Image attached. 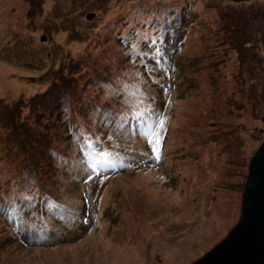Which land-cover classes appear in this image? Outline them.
Listing matches in <instances>:
<instances>
[{
  "label": "rangeland",
  "instance_id": "rangeland-1",
  "mask_svg": "<svg viewBox=\"0 0 264 264\" xmlns=\"http://www.w3.org/2000/svg\"><path fill=\"white\" fill-rule=\"evenodd\" d=\"M38 1L34 6L27 0H0V96L30 94L32 77V86L39 84L36 89L44 90L70 70L68 76L75 75L79 85L73 102L86 90L80 83L92 78L86 72L97 65L93 58L104 54L99 69L121 80L117 92L104 96L112 97L111 102L120 92V107L125 101L123 108L131 113L143 97L145 103L158 95L156 115L170 127V151L155 176L138 169L111 180L105 173L89 175L92 170L82 164L77 178L84 147L73 144V133L63 141L68 162L57 163V178L51 186L44 185L48 201L40 205L53 215L45 218L44 227L53 232L45 238L55 243L43 248L30 246L27 237L22 240L39 199L29 200L30 206L16 217L0 210V264H193L238 223L250 162L264 142V0ZM93 4L95 9L86 11L85 6ZM26 10L32 20L25 21ZM172 12L187 18V25L179 29L177 51L166 55L170 63L177 60V81L175 87L159 86L156 93L155 88L148 90L150 82L156 83L163 73L143 57L150 49L159 54L161 43L153 44L169 33L165 21ZM255 15L260 24L254 28L247 17ZM102 31L107 34L102 36ZM85 44L89 47L83 51ZM24 59L29 63L20 61ZM160 78L165 81L163 75ZM10 113L14 109L0 107L3 171L18 169L7 158V152L17 156L16 148L4 145L16 140L4 126L6 120L9 125ZM42 121L38 126L44 132L46 120ZM76 125L90 131L92 139L104 137L93 119ZM136 138L143 142L146 136L138 130ZM148 143L155 144L153 137ZM108 144L103 141L101 146L108 151ZM144 150L141 144L135 152ZM108 154L107 160L123 157L122 151ZM58 208L70 214L62 218Z\"/></svg>",
  "mask_w": 264,
  "mask_h": 264
},
{
  "label": "trees",
  "instance_id": "trees-1",
  "mask_svg": "<svg viewBox=\"0 0 264 264\" xmlns=\"http://www.w3.org/2000/svg\"><path fill=\"white\" fill-rule=\"evenodd\" d=\"M27 1L29 5L34 3V6L36 4L38 6V0ZM104 5L105 3H103V6ZM85 7L86 11L95 9L94 4ZM45 11L46 9L42 11L43 14H45ZM25 14V21L27 20L26 17L30 18V20L33 19L31 17L32 13L29 14V10H26ZM175 16V12H172V15H168V19L166 18L165 22L170 26L167 30L169 33L166 34L163 41H157L156 44H153L152 40L148 41L149 44L155 46L161 43V46H158V50L160 51L158 54L155 50H148L149 54L143 57V61L147 64L148 62L153 64L157 72L163 73L162 75L165 77V81H162L161 78L158 79V77L162 76L161 75L156 77V83L153 81V83L150 82L149 91L155 88L157 93V88H159V86L164 87V89L173 87L172 85L175 87L177 79L176 75H174L173 65L177 60L173 59V62L170 63L171 56H168L169 61H166V55L167 53H175L177 51L180 39L179 35L181 33L179 29L184 28L186 24L185 21H187L186 15H177L176 18H174L176 21L172 19ZM257 17L259 16L247 17L251 27L255 28L260 24L258 23L260 18ZM112 23L111 21V26L113 28L114 24ZM257 33H259V31ZM101 34L103 36L107 34V31H102ZM76 47L79 48V45ZM88 47L89 46L85 44L82 47L83 51L88 50ZM66 48L67 51L68 47L66 46ZM102 59H106L104 54H100L93 58V62L97 65L93 66L92 69L89 67V71L86 72V76L92 78L86 80L87 82L83 80L80 83L86 84V90L80 91V95H83V99L79 97L71 102L75 90L79 89V85L77 86L78 79L75 75L74 78V76L70 74L69 76L71 78H68L70 70L65 73L60 71L64 73V78L57 80L53 85L44 90L39 91L36 89V87H39V84L32 86L35 83L33 80L34 77H32L33 79L28 82L32 84V92L30 91V94H27V92H9L0 96V107L2 109H14V114L10 113L8 116L10 127L7 120L4 126H8L9 133H12V135L16 137V140H9L8 142L4 140V145H13L16 148L17 156L12 152H7V158L10 165H14L18 168L16 170V168L13 167V169H6L5 171L0 168V210L10 217H13L11 213L16 217L18 214L23 213L24 210L27 209V206H30L31 201L29 200H32V198L39 199V202L36 203L37 205L34 204L37 207V210L33 212L35 218L27 220L25 223L29 226H26L28 235L22 236L24 242L25 237H27L26 243L30 246L46 248L52 247L53 243H55L52 242L55 240H48L45 238L48 234H53V232H48L49 227H44L45 218H51L53 215H49V209L47 207L46 209L43 207L40 209V205L42 206L41 202L43 200V204L48 201L46 196L48 192H46L44 185L48 187L51 186L50 182H53V180L57 178L59 173L57 163L63 164L64 162H68L66 161L67 153L63 144L64 139L76 133L77 137L75 141H73V144L84 147L82 163L76 167V171H78L77 178L83 173L80 167L82 164L86 168H90L92 172H90L89 175L94 174V176H98L99 173H105V176L108 175L110 178H113L119 176L123 171L133 172V170L138 169H147L146 172H150V175L155 176L158 175L154 174L158 169V165L162 163L165 156L167 157L170 151L167 144L170 127H168V123L165 124L162 121L163 119L160 118V116L158 117L156 115V111H159L158 101H160L161 98H159L158 95L153 96L152 94L151 99L144 103L143 97L139 106L136 107L137 109L133 108V112L131 113L125 112L127 110L126 107L123 108L125 101H123V105L121 104L120 107V100L122 101L120 92L118 97L110 93L115 100L113 99L109 102L112 97L107 98L108 95L104 96V94L112 90L117 92V86L121 80L110 71L106 70V68L102 70L99 69L98 65L101 64L100 61ZM69 60V66L73 65L71 61L74 59L70 58ZM20 61L29 63L26 59ZM67 67L68 66L65 65L64 68ZM96 71H98V74L95 73ZM148 73L149 71L144 73L145 78ZM147 79L149 78L147 77ZM144 91L145 89H143V92ZM129 97L130 95H127L125 99ZM169 97H171V93L166 95L167 101ZM89 119L95 120L96 125H98L100 127L99 129L102 131L101 136L103 135V138L92 139V137L90 138L89 136L90 131L81 130L79 128L80 126L76 125L80 124L81 127L85 126L87 122L89 123ZM42 120H46L45 126L47 129H45L44 132H42L41 127L38 126L39 122L43 123ZM165 127L166 130L164 131L163 129ZM67 128H70L71 132H67ZM138 130H141L146 136L143 142H141L140 138H136ZM60 131L65 132L59 134ZM85 137L91 142V148L84 143ZM151 137H153L155 141L152 147L148 143ZM72 139L73 137L70 140ZM67 141L69 140L67 139ZM103 141L109 143L108 151L102 148L101 145ZM140 143L143 144L146 150L138 154L135 151L139 149ZM94 147L97 149H94ZM154 148L155 151L153 150ZM121 151L123 153L122 158L119 157L116 160L109 158L108 160L106 159L107 162L105 160L104 163H97L99 152L117 153ZM146 165L151 166L152 169L145 168ZM154 167L157 168L153 170ZM112 178L111 180H113ZM19 187L20 189L17 190ZM27 191H32L35 195H31ZM51 197L56 199L53 195H51ZM49 202L57 201H53L52 198H50ZM1 203H5L6 206L1 205ZM34 205H32V207H34ZM58 211H61L62 218H66L67 215L70 214V212L67 214V211L65 212L60 208H58ZM39 213H41V218L38 216ZM16 225L18 226L17 223ZM38 225L41 226V228H39ZM6 229L10 233V230L8 228ZM53 229L55 228L53 227ZM10 236L15 237L14 235Z\"/></svg>",
  "mask_w": 264,
  "mask_h": 264
},
{
  "label": "water",
  "instance_id": "water-1",
  "mask_svg": "<svg viewBox=\"0 0 264 264\" xmlns=\"http://www.w3.org/2000/svg\"><path fill=\"white\" fill-rule=\"evenodd\" d=\"M193 264H264V142L250 162L238 223Z\"/></svg>",
  "mask_w": 264,
  "mask_h": 264
},
{
  "label": "snow or ice",
  "instance_id": "snow-or-ice-1",
  "mask_svg": "<svg viewBox=\"0 0 264 264\" xmlns=\"http://www.w3.org/2000/svg\"><path fill=\"white\" fill-rule=\"evenodd\" d=\"M150 131H151V130H150ZM84 143H85L88 147H90V148L92 147L91 142H90L89 139L86 138V137L84 138ZM153 150L155 151V148H154ZM108 155H109L108 153H105V152H99V153H98V157H99V159L97 160V163H104Z\"/></svg>",
  "mask_w": 264,
  "mask_h": 264
}]
</instances>
